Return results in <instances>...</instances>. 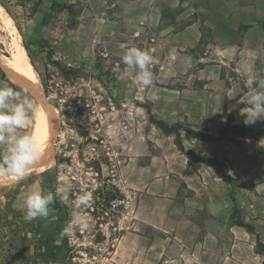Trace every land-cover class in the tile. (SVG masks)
Returning a JSON list of instances; mask_svg holds the SVG:
<instances>
[{"label":"rangeland","instance_id":"1","mask_svg":"<svg viewBox=\"0 0 264 264\" xmlns=\"http://www.w3.org/2000/svg\"><path fill=\"white\" fill-rule=\"evenodd\" d=\"M0 5L55 115L43 163L0 186V264H41V256L33 259L39 247L57 251L51 264L214 263L247 249L249 264H264V120L245 125L241 115L249 75L264 78V0ZM2 37L0 85L14 87L1 68L13 47ZM129 47L151 50L153 86H140L134 70L117 79ZM157 121L180 127L184 150ZM35 122L34 115L24 131L33 133ZM187 151L217 159L225 173L192 162ZM58 187L66 198L47 218L16 217L29 193ZM84 191L94 196L86 210L91 227L69 237L73 201ZM58 224L63 230L54 235Z\"/></svg>","mask_w":264,"mask_h":264},{"label":"clouds","instance_id":"2","mask_svg":"<svg viewBox=\"0 0 264 264\" xmlns=\"http://www.w3.org/2000/svg\"><path fill=\"white\" fill-rule=\"evenodd\" d=\"M175 58V57H173ZM151 50L129 47L121 57L125 66L117 79H124L129 70L135 71V81L142 87L154 85V73ZM246 86L250 89L247 100L248 107L241 110L245 116L244 124L252 125L264 120V78L250 74ZM36 105L27 93L16 90L7 84L0 85V182L23 180L41 161L45 150V142L38 136L24 131L33 126ZM65 190L58 187L55 192L36 190L29 193L24 201L23 219L31 222L37 218H47L52 211L51 206L57 198L65 199ZM94 196L91 191H84L73 201L75 214L67 223L63 234L71 237L73 230L85 232L91 227V217L87 209Z\"/></svg>","mask_w":264,"mask_h":264},{"label":"bare ground","instance_id":"3","mask_svg":"<svg viewBox=\"0 0 264 264\" xmlns=\"http://www.w3.org/2000/svg\"><path fill=\"white\" fill-rule=\"evenodd\" d=\"M0 31L9 39L12 47V57H5L1 60V68L7 75L8 80L16 87L21 88L36 101L35 126L33 133L45 142V150L41 161L36 165L39 167L47 154L50 144L54 138L55 115L50 105L45 102V93L40 75L34 68L26 48L20 43L19 31L12 17L0 5ZM6 39V40H7ZM5 40V41H6ZM35 167V168H36ZM18 181L9 180L0 182V186L15 183Z\"/></svg>","mask_w":264,"mask_h":264},{"label":"trees","instance_id":"4","mask_svg":"<svg viewBox=\"0 0 264 264\" xmlns=\"http://www.w3.org/2000/svg\"><path fill=\"white\" fill-rule=\"evenodd\" d=\"M68 8H71V7H68ZM45 93L48 94L47 88H45ZM156 125L164 133H166V134H174L176 136V145L178 146V148L180 150H184L182 137H181V133H180V127L179 126H176V125L169 126L164 121H157ZM187 133L192 138H199V139H202V140L206 139V137L204 135L194 133V132H192L190 130H187ZM186 154H187V156L190 158V160L192 162H204L205 164H207L210 167H212L216 172L223 173V174L225 173V166L222 163H220L217 159H214V158H208L207 159V158H204V157H200V156L196 155V153H194L192 151H187ZM54 204L58 206V204H59L58 198L56 199ZM15 214H16V217L18 219H20V221H22L21 219H23V215L21 213H17V212ZM241 225H243V223H241ZM61 230H63V229H61L59 224H58L56 226V228H55L54 235L59 234L61 232ZM258 246H262L261 243H258ZM60 248H61L60 246H57L56 250H60ZM40 251H41V247L36 248V251H35V254L33 256V259H37V258H39V256H41V258H42V263L41 264H51L57 258V251L56 252H52V253L51 252L42 253Z\"/></svg>","mask_w":264,"mask_h":264},{"label":"crops","instance_id":"5","mask_svg":"<svg viewBox=\"0 0 264 264\" xmlns=\"http://www.w3.org/2000/svg\"><path fill=\"white\" fill-rule=\"evenodd\" d=\"M248 246V245H247ZM233 258H235L233 260V258L231 257H227V256H222V261H217L214 263H211L210 262V259L209 261L208 260H198V264H237V260H241L243 262H245L246 264H249V259L250 261L253 263V260H254V254L253 252L250 253V258H249V251L248 249L246 250V253L242 254V256H238V255H232ZM178 263H174V264H182L183 261L182 260H179V261H176ZM162 264H165V263H162Z\"/></svg>","mask_w":264,"mask_h":264}]
</instances>
